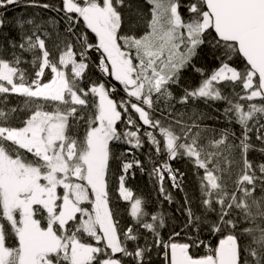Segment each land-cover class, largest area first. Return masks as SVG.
Listing matches in <instances>:
<instances>
[{"label": "snow or ice", "instance_id": "6c2138e0", "mask_svg": "<svg viewBox=\"0 0 264 264\" xmlns=\"http://www.w3.org/2000/svg\"><path fill=\"white\" fill-rule=\"evenodd\" d=\"M157 262L264 264V0H0V264Z\"/></svg>", "mask_w": 264, "mask_h": 264}, {"label": "trees", "instance_id": "16d2710c", "mask_svg": "<svg viewBox=\"0 0 264 264\" xmlns=\"http://www.w3.org/2000/svg\"><path fill=\"white\" fill-rule=\"evenodd\" d=\"M34 11H40L39 9H23V8H13L10 6L9 8V17L12 16H20L21 14H31ZM202 66L205 67L206 70H211V68L215 67V65H209L207 61L202 62ZM189 83L195 85L198 83L200 77L196 73H189L187 77ZM115 83V82H114ZM119 88V85H117ZM178 109L180 108L179 105L176 106ZM198 110L204 111V112H212L211 108H206L203 104H197L195 106ZM215 107L222 108L223 104L221 102H217ZM213 115H217L218 113L212 112ZM209 124H213L216 127H223L224 124H216L214 121H207ZM236 130L239 131V127L236 126ZM147 145L145 147V150H141V153H138V157L141 160H144L145 163H147L148 159V153L146 151ZM172 167L178 168L180 172L184 173L183 182L185 185V192L193 198V201L195 202V198L199 195L198 192V183H197V177L195 176L193 165L188 160H177L172 161ZM182 166V169L179 166ZM126 186L130 187L133 192L137 196H143L144 198L149 200V203L151 205L150 211L152 212H158L163 213L166 217V223L167 227L163 230V234L166 236L169 231L176 230L179 231V225L181 224V221L183 219L182 212L180 210V205L184 202V192H180L179 190L173 189L171 187V184L167 180V178L164 181L165 188L172 193L173 196V202L169 203L168 201L163 199L162 195L158 194L157 186L155 184L154 178H150L148 173L145 172L141 174L139 171L136 172L135 179L129 178L126 181ZM121 209V216H122V224H127L129 222V217L127 213L125 212V208L127 206V202L125 201H118ZM154 260L156 258L154 257ZM158 264V262H157Z\"/></svg>", "mask_w": 264, "mask_h": 264}, {"label": "rangeland", "instance_id": "374dc122", "mask_svg": "<svg viewBox=\"0 0 264 264\" xmlns=\"http://www.w3.org/2000/svg\"><path fill=\"white\" fill-rule=\"evenodd\" d=\"M179 167L182 169V166L181 165ZM114 171L117 173V175L113 177V184L115 185L116 182H117V180H118L119 169L118 168L117 169H114ZM113 196H114V198L117 197L118 196V193H114ZM119 201H123V200H119Z\"/></svg>", "mask_w": 264, "mask_h": 264}]
</instances>
